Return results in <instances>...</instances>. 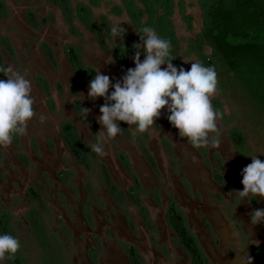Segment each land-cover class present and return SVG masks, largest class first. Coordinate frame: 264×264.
Listing matches in <instances>:
<instances>
[{
  "label": "flooded vegetation",
  "instance_id": "af4514ba",
  "mask_svg": "<svg viewBox=\"0 0 264 264\" xmlns=\"http://www.w3.org/2000/svg\"><path fill=\"white\" fill-rule=\"evenodd\" d=\"M48 5L63 14L55 0H0V66H12L31 81L36 113L24 135L0 147V234L13 236L11 219L20 212L42 264H194L171 224L174 212L196 241L203 264H227L219 238V229L228 225L225 213L243 244L238 254L264 264V232L251 223L248 199L229 192L237 181L224 178L219 155L211 162L207 148L162 132L157 122L149 133L120 122L123 131L103 143L106 155L92 152L105 101L89 99L88 85L96 73L108 71L115 83L121 79L117 72L124 76L135 65L124 63L123 44L107 49L99 37L104 54L86 56L70 41L79 30L63 17L69 39L61 35ZM106 52L112 56L108 64ZM81 108L89 110L86 119ZM182 151L207 171L211 204L192 191L187 169L195 162L181 166L175 155ZM224 198L228 205L221 209ZM62 245L68 253L73 249L71 261L64 259ZM172 248L182 258L178 263L170 262ZM18 259L25 264L19 251L0 264Z\"/></svg>",
  "mask_w": 264,
  "mask_h": 264
},
{
  "label": "clouds",
  "instance_id": "9594fccd",
  "mask_svg": "<svg viewBox=\"0 0 264 264\" xmlns=\"http://www.w3.org/2000/svg\"><path fill=\"white\" fill-rule=\"evenodd\" d=\"M140 32L137 34L140 42L133 45L135 67L128 69L115 83L109 76L98 72L88 85L89 99L103 98L105 101L97 117L102 130L96 134L98 138L92 145V152L106 155L103 143L123 131L120 122L135 125L137 132L144 133L155 125L165 108L169 123L194 148L207 147L210 142L212 147L218 148L217 119L222 118V114L211 103V98L218 91L215 67L193 62L187 71L177 68L170 58L169 40L158 36L152 27H143ZM111 34L123 39L125 29L113 27ZM141 49L143 60L140 58ZM162 65L166 67L162 68ZM0 73L6 77L0 80V147L7 148L16 135L26 133L28 123L36 115L33 108L35 101L31 95V81L24 75L12 66H0ZM81 109L86 119L89 110ZM210 134L214 135L210 137ZM241 175L243 191L235 193L242 198L251 195L264 200V161L251 157V163ZM250 219L253 225L264 223V209L252 212ZM20 247L18 238L0 234V262L14 259ZM232 264H243L242 257L237 255ZM247 264H252L250 257H247Z\"/></svg>",
  "mask_w": 264,
  "mask_h": 264
},
{
  "label": "rangeland",
  "instance_id": "374dc122",
  "mask_svg": "<svg viewBox=\"0 0 264 264\" xmlns=\"http://www.w3.org/2000/svg\"><path fill=\"white\" fill-rule=\"evenodd\" d=\"M66 1L73 8V13L69 14L67 22L69 21L70 23H73L74 29L79 30L78 37L72 38L70 41L75 45H78L84 51L86 56L92 55L94 58H97L100 54H104L98 48L100 46V43L97 41L99 38H102V40L105 39L104 41L106 42L105 45L107 49H111V47L117 44H127L130 45V49H132L134 53L135 49L133 48V45L140 42V38L137 34H141L140 30L142 27H140L139 31L135 30L127 16V12L121 0H99L97 6H91L92 13L89 15V23H95L99 27L97 34H95V31L90 30L86 26L84 27L81 22L82 19L80 20V18L76 15L75 7H77L78 4L88 5V0ZM133 1L135 2L138 9L144 11L143 16L140 18V26H143L148 17V15L145 13L147 8L144 6L141 0ZM203 2L204 0L165 1L163 3V8L158 10V14L156 16V18H158L165 16L166 14L168 19V37L172 36V40L170 38H166L171 42L170 58L173 59L172 64L177 68H184L186 71L190 69L191 63L201 62L204 64V57H209L211 55L210 48L206 45H203V41H199L198 39V35H200L202 31L204 23ZM114 6H118L120 9V13L118 15L111 13ZM48 8L51 10V12L54 11V27L57 28L59 32H61V35H64L69 39V36L66 35L67 26L64 21L65 19H63V17L66 18V15L64 13L61 14V11L59 10L52 9L50 5H48ZM49 9H47V11ZM117 26H121L125 29L123 39H121L120 36H114L111 34V29ZM91 28L94 29L92 26ZM152 28L155 29V27ZM157 34L161 38L167 35L163 32L158 33V31ZM201 45H203V47H198ZM105 54L108 56L106 59V63L108 64V61L112 58V56L109 52H106ZM140 58L141 60L144 59L142 49ZM211 60L213 63L212 66L215 67L218 77V91L211 98V103L213 107L222 114V118L217 119L220 146L218 148H214L211 146L210 142L209 146L205 148L208 149L211 162H213V155L220 156L223 165L221 167V172L224 178H227V180L231 182L237 181V185L229 191L230 193L234 194V192L243 191V186L239 185L243 179L241 173L242 170L251 163V157H257V159L264 161V113L263 111L256 108L255 103L246 95L241 85L230 76L225 68L214 58ZM96 64L101 66V61H96ZM161 67H166V65H162ZM108 70H110V68H108L107 71ZM108 72L104 75L109 76ZM116 76L119 78L123 77L121 72H117ZM167 116V109H162L160 118H158L155 122L162 124L160 125L162 132L165 129L164 132L166 134H179L178 130L169 123ZM151 129L152 127H150L147 132L149 133ZM236 130L240 132L243 138V147L236 146L232 142L231 133ZM211 135L214 134H210V137ZM173 143L174 145H177L178 141ZM189 149H191L190 146ZM186 152L187 151H182V153L179 155H175V159L179 162L181 161V166L183 164L191 163V161L194 163L195 160L198 162V164L200 163L195 157L190 161ZM197 162H195V165ZM191 165L189 164L187 169V176L191 177L193 184H195V187L194 189L192 188V191L194 194H198L196 197L199 200L204 199V202L211 204V192L214 191V189L210 183L204 184L208 174L207 171H204L201 166L200 168L198 165H196V168L195 165L193 167ZM193 168H196V170H192ZM209 171L211 170L209 169ZM179 176L180 174H176L175 178ZM172 181L173 180L170 179L167 180V188H171L173 191L174 186L172 185ZM247 199L248 203H250L252 212L257 209H264V200L261 198H255L250 195L247 197ZM250 200L251 202H254L251 203ZM227 205L228 201L224 198V200L220 202L219 207L222 209ZM19 213L20 212L14 214L13 218L11 219V224H13L14 227L13 236L18 238L21 244L19 252L25 264H42L40 251L30 233H28L24 228L22 219H20L23 214ZM223 216L226 218L228 225L219 229V232L221 233L219 238L221 239V245L223 246V249L226 250L224 256H226L227 264H231L232 260H234L236 256L239 255L238 253L244 252L243 244L240 240L238 232L232 230L233 226L229 218H227L225 213ZM255 226L259 229V231L264 232V223L257 224ZM256 245L260 248V243H256ZM62 246L66 251L62 254L64 259L71 261L70 255H72L73 249L71 248V252L68 253L65 246ZM241 257L243 264H245L247 262L246 256ZM181 259L182 258L179 253L172 248L170 262L178 263L181 261Z\"/></svg>",
  "mask_w": 264,
  "mask_h": 264
},
{
  "label": "trees",
  "instance_id": "16d2710c",
  "mask_svg": "<svg viewBox=\"0 0 264 264\" xmlns=\"http://www.w3.org/2000/svg\"><path fill=\"white\" fill-rule=\"evenodd\" d=\"M121 1L135 30L139 31L140 27H155L156 32L167 34L164 39L172 38L168 37L166 14L156 18L158 10L164 6L163 3L169 0H141L147 8L145 13L148 15L143 26H140V18L144 11L138 9L133 0ZM55 2L68 19L69 14L73 13L72 6L66 0ZM98 2L99 0H88V5L78 4L75 7L76 15L82 19V24L96 34L99 27L95 23H89V15L92 13L91 6H97ZM203 6L204 23L198 39L211 51L209 57H204V64L212 66L211 59L214 58L241 85L256 108L264 113V0H204ZM119 10L118 6H114L111 13L118 15ZM121 48V55L127 67L131 63L134 65L133 50L125 44ZM231 138L236 146L243 147V138L239 131H233ZM170 219L194 264H203L197 243L186 230L184 222L174 212L171 213ZM16 263L22 264L19 259Z\"/></svg>",
  "mask_w": 264,
  "mask_h": 264
}]
</instances>
